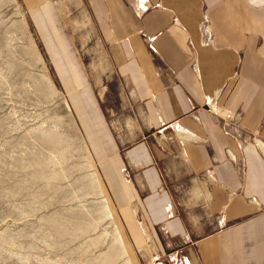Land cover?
Returning a JSON list of instances; mask_svg holds the SVG:
<instances>
[{
  "label": "crops",
  "instance_id": "crops-1",
  "mask_svg": "<svg viewBox=\"0 0 264 264\" xmlns=\"http://www.w3.org/2000/svg\"><path fill=\"white\" fill-rule=\"evenodd\" d=\"M83 5L143 125L116 128L72 54L62 75L135 251L153 264H264V0Z\"/></svg>",
  "mask_w": 264,
  "mask_h": 264
},
{
  "label": "rangeland",
  "instance_id": "rangeland-1",
  "mask_svg": "<svg viewBox=\"0 0 264 264\" xmlns=\"http://www.w3.org/2000/svg\"><path fill=\"white\" fill-rule=\"evenodd\" d=\"M51 1L41 15L0 0V264H153L126 235L72 106L71 54L116 128L143 125L140 111L83 0Z\"/></svg>",
  "mask_w": 264,
  "mask_h": 264
},
{
  "label": "bare ground",
  "instance_id": "bare-ground-1",
  "mask_svg": "<svg viewBox=\"0 0 264 264\" xmlns=\"http://www.w3.org/2000/svg\"><path fill=\"white\" fill-rule=\"evenodd\" d=\"M70 98H71L72 102H74V103L79 100L78 95H76V96L70 95Z\"/></svg>",
  "mask_w": 264,
  "mask_h": 264
}]
</instances>
